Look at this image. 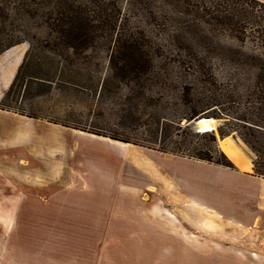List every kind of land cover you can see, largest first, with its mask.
Segmentation results:
<instances>
[{"label": "rangeland", "instance_id": "rangeland-1", "mask_svg": "<svg viewBox=\"0 0 264 264\" xmlns=\"http://www.w3.org/2000/svg\"><path fill=\"white\" fill-rule=\"evenodd\" d=\"M151 1L0 0V41L15 43L0 54V264H182L149 249L186 232L173 218L264 251V188L224 170L233 164L220 147L232 140L264 173V77L226 62L214 88L195 85L155 53L175 41L147 16L185 18ZM114 8L125 27L107 25ZM185 31L202 46L230 44L220 31ZM194 110L204 112L190 119ZM197 118L214 119V132L199 133Z\"/></svg>", "mask_w": 264, "mask_h": 264}, {"label": "trees", "instance_id": "trees-1", "mask_svg": "<svg viewBox=\"0 0 264 264\" xmlns=\"http://www.w3.org/2000/svg\"><path fill=\"white\" fill-rule=\"evenodd\" d=\"M136 1L140 4L146 1L153 2L151 0ZM162 1L164 5H170L176 10L175 17H177V15L178 18L183 16L185 20H178L180 24L173 26L170 22L173 16L169 17L168 12L160 15H155V13L147 16L149 22L160 19L161 21H158L159 24H157L156 27L159 28V31L165 32L166 34L170 30V33L167 34V39L175 41V45L172 44L171 47L165 44L157 45V52L155 53L160 52V54H163L165 52L168 59L177 62L176 67H178L183 74L193 78L195 85H208L211 89L214 88L218 82L217 78L222 67L226 62L233 65H240L243 63L249 71L256 70L257 72H254L253 76L258 80H262L264 77V2L260 3L255 0ZM111 3L112 2L109 1L108 5H111ZM114 9L116 13L109 16L107 25H111L112 27L123 25L122 27H125L127 25V19H124L123 16L120 17V11L117 10V8ZM177 26L179 29H176ZM202 27H204V29H202ZM184 28L188 32L195 31V34H197V30L199 29H201L204 34L207 32L210 35H213L216 31H220L230 38V44L227 46H221L220 44L213 46V43L209 42L208 44L204 43L202 46L198 39L185 37V33L182 32ZM155 35H157V37L159 36L158 33ZM150 38L152 41L159 43V41L154 40L153 37ZM131 40L136 43L133 45H143L144 42H147L144 38L140 40ZM163 40L166 42L165 39ZM192 41L196 44H193ZM246 43L250 44V48L245 47ZM14 44V42H11L5 45L4 41L1 40L0 54L13 47ZM28 54L29 52L27 51L25 61ZM244 58H248V60L243 61ZM233 74L234 72H230L229 77H233ZM217 99L218 97L216 95L211 96L210 103L205 111L210 109L211 106H216ZM218 103L219 102H217V104ZM213 110H215V108L211 111ZM202 112L204 111L196 112L194 110L190 119L196 118ZM209 112L210 111L207 113ZM219 165L231 167L229 163ZM254 169L256 176L264 178V173L257 170L256 165H254Z\"/></svg>", "mask_w": 264, "mask_h": 264}, {"label": "crops", "instance_id": "crops-1", "mask_svg": "<svg viewBox=\"0 0 264 264\" xmlns=\"http://www.w3.org/2000/svg\"><path fill=\"white\" fill-rule=\"evenodd\" d=\"M231 141L232 140L227 139L222 144L228 149H232L233 151L231 150V152H235L239 155L241 154L240 155L241 158H244L242 161V164L245 165L247 168L243 169L239 167L229 157V155L225 151H223L225 155L229 157V159L228 158L227 159L233 164V168L231 169L224 168V170H226L229 174L231 173L238 174L242 177L247 178L246 181L250 184L257 185L256 186L257 189H262V187L264 188V180L258 178L257 176L252 175V170L254 168L253 160L249 156H247L245 152L243 153L237 152L238 151L237 150L238 147H236L237 144ZM119 148L123 149L124 151L125 149L130 150L132 147L129 145L128 147H125V148H122V147H119ZM188 162L191 165L194 164L192 163V161H188ZM150 164L151 163L148 161V166H150ZM255 185H252V187H255ZM259 195L261 196V194ZM211 210L215 211L213 207ZM169 216L172 217V215H169ZM209 216H211L210 213H209ZM171 220L174 225L181 226V228L184 229L186 232L185 233L171 232L168 234L163 233L162 235L164 236V239L162 240V242H159V243L155 239H148L149 242L154 243V244L152 243V248H149V249L152 251H157L158 256L160 255L159 252H161L162 253L161 256L180 257L182 264H204V263L208 264L210 260L214 261V259L218 257H222L221 255H224V254L226 255V253H232L233 254L232 257L228 256L227 264H264V251L263 252L255 251L253 249L247 248V246L245 248V246L241 247L237 245L236 246L230 245L229 242L234 238L229 239L226 243L221 244L219 240L207 238L198 233H193L194 230L193 228L191 229V227L189 228V222L187 218H184V219L183 218H180V219L173 218ZM165 236L167 238H165ZM196 240L202 241L201 245H199L198 243H195L197 242ZM243 241L245 242V240ZM220 244L223 246L224 248L223 250H220ZM230 247H233L234 249H230ZM235 247L238 248L237 251L235 250L236 249ZM186 257L192 258L193 261L187 262L188 259ZM224 259L227 261V257H225Z\"/></svg>", "mask_w": 264, "mask_h": 264}, {"label": "bare ground", "instance_id": "bare-ground-1", "mask_svg": "<svg viewBox=\"0 0 264 264\" xmlns=\"http://www.w3.org/2000/svg\"><path fill=\"white\" fill-rule=\"evenodd\" d=\"M197 129H198V132L199 133H209V132H214V130L216 129V121L212 118H202L200 119V121L198 122V125H197ZM81 133V132H80ZM99 137V136H98ZM104 139V138H103ZM105 141V139H104ZM110 144H113V145H116L118 147H122V148H125V147H128L129 145L128 144H124V143H119V142H116V141H111V140H108ZM232 142V141H231ZM226 145V144H225ZM227 146V145H226ZM232 146V145H231ZM220 147L222 149H224V151L229 155V157L241 168L243 169H246L247 167L245 165L242 164V161L244 158H241V154H237L235 152H231L232 149H228L227 147L220 145ZM236 147L237 148V152L239 153H243L244 151L237 145ZM233 151V150H232ZM228 157V158H229ZM230 159V160H231ZM233 162V163H234ZM170 215V214H169Z\"/></svg>", "mask_w": 264, "mask_h": 264}, {"label": "water", "instance_id": "water-1", "mask_svg": "<svg viewBox=\"0 0 264 264\" xmlns=\"http://www.w3.org/2000/svg\"><path fill=\"white\" fill-rule=\"evenodd\" d=\"M200 119H202V118H197L194 120L196 126L198 125V122L200 121Z\"/></svg>", "mask_w": 264, "mask_h": 264}]
</instances>
